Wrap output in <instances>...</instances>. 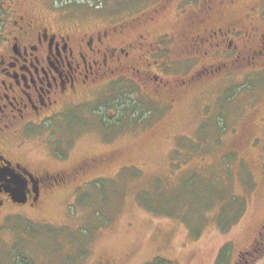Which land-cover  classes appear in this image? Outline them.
Returning a JSON list of instances; mask_svg holds the SVG:
<instances>
[{
    "label": "rangeland",
    "instance_id": "374dc122",
    "mask_svg": "<svg viewBox=\"0 0 264 264\" xmlns=\"http://www.w3.org/2000/svg\"><path fill=\"white\" fill-rule=\"evenodd\" d=\"M161 1L0 0V7L5 19L8 11H30L54 25L63 16L75 24L116 25ZM176 12L166 8L157 28H174L181 22ZM146 28L157 32L131 27L115 43ZM210 63L177 50L168 72L157 71L172 87L185 80L173 107L134 84L122 83L121 92L111 95L89 92L86 107L59 121L69 128L57 135L58 148L64 154L70 149L67 164H53L46 155L53 133L44 125L30 140L11 137L12 157L35 169L75 166L83 157L100 162L77 179L89 181L80 190L73 181L38 208H2L0 264H17L18 256L29 264H215L225 247L218 264H264V62L198 81ZM118 95H133L143 119H136L135 109L104 126L98 109L110 101L106 115L113 118Z\"/></svg>",
    "mask_w": 264,
    "mask_h": 264
},
{
    "label": "flooded vegetation",
    "instance_id": "af4514ba",
    "mask_svg": "<svg viewBox=\"0 0 264 264\" xmlns=\"http://www.w3.org/2000/svg\"><path fill=\"white\" fill-rule=\"evenodd\" d=\"M168 7L177 10L181 22L172 29L157 28L159 15ZM4 14L1 6L0 212L13 205L38 208L45 196L65 191L73 181L75 189L80 190L89 181L78 184L77 179L96 171L100 162V158L83 157L75 166L35 169L31 161L12 157L15 143L11 137L19 134L22 140H30L36 128L44 125L53 133L46 155L53 164H67L71 162L70 149L64 154L58 148L57 135L63 137L59 132L69 128L59 125V121L65 120L69 111L80 112L89 104V97L100 92L116 94L121 92L122 83L130 88L134 84L153 101L167 107L175 105V91L183 89L185 80L172 87L157 71L168 72L177 50L212 62L200 70L198 81L230 75L248 63L264 62V0H163L150 11L117 21L116 25L75 24L69 22L70 16H63V23L54 25L30 11H8V19ZM140 25L157 32L136 30L131 41L115 43V36ZM178 27H183V32ZM167 91L171 92L169 96L165 95ZM89 92L95 94L89 96ZM106 107L102 103L98 109L102 124L118 120L116 105L117 114L110 119L103 113ZM19 184H23L24 202L13 196ZM92 264L112 262L99 260Z\"/></svg>",
    "mask_w": 264,
    "mask_h": 264
},
{
    "label": "trees",
    "instance_id": "16d2710c",
    "mask_svg": "<svg viewBox=\"0 0 264 264\" xmlns=\"http://www.w3.org/2000/svg\"><path fill=\"white\" fill-rule=\"evenodd\" d=\"M133 100H135L134 99V97H133V95L132 96H129V100H126V98L124 97L123 98V96L122 95H118V97L116 98L115 97V101L113 102V104H114V106L116 105V107L118 108V111H119V117H123V115H125L128 111H132V110H135L136 109V112H135V115L137 116V118L136 119H138L139 118V121H140V113H138V112H140V110H139V107L138 108H133ZM127 101H129V102H127ZM107 103H110V101L109 102H105V104L107 105V106H109V105H111V103L110 104H107ZM104 104V103H103ZM120 111H121V114H120ZM125 111V112H124ZM103 113H105L106 114V110H104L103 111ZM120 120V119H119ZM103 122H105V123H109L107 120H105V121H103ZM223 228H225V226H223ZM228 251V247H225L224 249H223V251L221 252V254L219 255V258H218V261L215 263V264H218V262H219V260L221 259V257H222V255L224 254V253H226ZM18 261H17V264H29V263H27V262H25V259H20V256H18ZM151 264H167V262L166 261H163L162 259H157V260H155L153 263H151ZM169 264V263H168Z\"/></svg>",
    "mask_w": 264,
    "mask_h": 264
},
{
    "label": "water",
    "instance_id": "95a60500",
    "mask_svg": "<svg viewBox=\"0 0 264 264\" xmlns=\"http://www.w3.org/2000/svg\"><path fill=\"white\" fill-rule=\"evenodd\" d=\"M14 182L16 183L15 180H14ZM16 185H18V183ZM22 186H23V184H19V186L17 188H15V190H14L13 196H14V199L18 202H24L25 201L23 199Z\"/></svg>",
    "mask_w": 264,
    "mask_h": 264
}]
</instances>
